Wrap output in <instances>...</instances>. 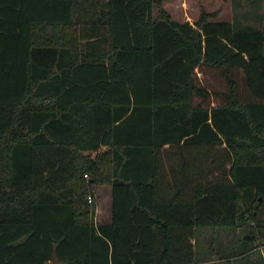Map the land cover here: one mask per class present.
I'll list each match as a JSON object with an SVG mask.
<instances>
[{
    "label": "trees",
    "instance_id": "1",
    "mask_svg": "<svg viewBox=\"0 0 264 264\" xmlns=\"http://www.w3.org/2000/svg\"><path fill=\"white\" fill-rule=\"evenodd\" d=\"M164 1L0 0V264H264V0Z\"/></svg>",
    "mask_w": 264,
    "mask_h": 264
},
{
    "label": "rangeland",
    "instance_id": "2",
    "mask_svg": "<svg viewBox=\"0 0 264 264\" xmlns=\"http://www.w3.org/2000/svg\"><path fill=\"white\" fill-rule=\"evenodd\" d=\"M181 1L183 0H169L170 4L174 7H184L186 6L187 8H189V10L191 11L192 8L196 5V3L199 4V7H206L209 10H220V17H224V16H229V9H230V5H229V1L228 0H185L186 3L185 5L181 3ZM238 1V6H233V11L238 14L239 11L241 12V14L243 15L245 13V11L247 12H254L255 13V8L257 6H255V1L256 0H232L233 5L237 4ZM190 3L192 6H190ZM176 7V8H177ZM155 14H157V10H154ZM199 76L200 78L203 80V83L205 85H207L208 87H210L212 90L214 91H219V90H225L227 88V84L225 79L221 76V74L216 71V70H205V71H199ZM241 81V89H242V93L244 96H247V90H246V86L244 84V80L243 77L241 76L240 78ZM213 101H212V105L215 104H219L222 101V98H218L215 95L212 97ZM101 191V214L107 215L109 212V203H108V190L105 187H102L100 189ZM91 194L88 195V198ZM93 195V194H92ZM91 195V196H92ZM95 198L98 199L99 201V194L97 191H95ZM100 206V205H98ZM96 215V214H95ZM102 216V217H103ZM258 216L260 218H264V201L260 203L259 205V214Z\"/></svg>",
    "mask_w": 264,
    "mask_h": 264
},
{
    "label": "crops",
    "instance_id": "3",
    "mask_svg": "<svg viewBox=\"0 0 264 264\" xmlns=\"http://www.w3.org/2000/svg\"><path fill=\"white\" fill-rule=\"evenodd\" d=\"M229 2V5H230V9L228 10L229 11V16H224V17H220V15H218V17L216 18V19H225V20H231V21H233L234 20V17H235V15H234V11H233V6H236L237 7V4L235 5H233V2H232V0H228ZM181 3L182 4H184L185 5V3H186V1L185 0H183V1H181ZM178 5V4H177ZM177 5H176V7H177ZM164 6H165V8L171 13V15L175 18V19H177V20H180V21H186V20H189V21H191V22H193V21H195L196 19H198V17L200 16V13H201V8L199 7V4L198 3H196V5L192 8V10L190 11L189 10V8H187L186 6H184V7H182V6H180V7H174V6H172L171 4H170V2H169V0H165L164 1ZM190 6H192L191 5V3H190ZM207 7V6H206ZM205 7V8H206ZM206 10H208V11H214V10H209V9H207L206 8ZM102 187H105L107 190H108V203H109V212H108V214L107 215H102L101 214V197H100V195L102 194L100 191V189L102 188ZM95 191H97L98 192V194H99V201H98V199H97V208H96V215H95V220H96V222L97 223H104V222H108V221H110L111 220V210H112V188H111V186L110 185H96L95 187ZM98 205H100V206H98ZM103 216V217H102Z\"/></svg>",
    "mask_w": 264,
    "mask_h": 264
},
{
    "label": "built area",
    "instance_id": "4",
    "mask_svg": "<svg viewBox=\"0 0 264 264\" xmlns=\"http://www.w3.org/2000/svg\"><path fill=\"white\" fill-rule=\"evenodd\" d=\"M85 176L88 177V174L86 173ZM92 200H93V196L90 195L89 196V201H92Z\"/></svg>",
    "mask_w": 264,
    "mask_h": 264
}]
</instances>
